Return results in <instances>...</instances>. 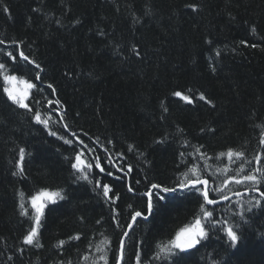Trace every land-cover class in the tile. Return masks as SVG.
Returning <instances> with one entry per match:
<instances>
[{
  "label": "trees",
  "instance_id": "1",
  "mask_svg": "<svg viewBox=\"0 0 264 264\" xmlns=\"http://www.w3.org/2000/svg\"><path fill=\"white\" fill-rule=\"evenodd\" d=\"M0 40V62H7L9 73L18 82L37 85L28 90L26 103L51 116L49 127L74 141L69 146L49 136L32 114L12 105L0 77V264H105L101 255L115 264L121 230L111 222L112 208L126 223L129 205L142 207L145 198L138 194L149 182L172 185L193 167L228 195L233 188L246 191L235 183L225 187L228 180L243 179V173L237 175L242 161L229 160L227 152L243 151L249 160L264 156L259 143L264 138V0H0ZM21 50L44 67L42 83L35 81L31 65L21 61L16 66L5 55ZM173 91L204 93L214 107L198 99L189 105ZM47 99L61 104L48 106ZM72 131L97 148L95 155H111L115 164L133 167L124 180L97 176V169L91 174L119 194L115 204L97 195L94 184L75 178L70 160L81 146ZM96 138L99 146L92 143ZM20 148L26 152L24 174L13 176ZM258 166L243 164L246 170ZM128 185L134 192L127 191ZM41 191H60L65 199L46 205L42 247H29L22 243L30 223L19 215L18 193L27 201ZM255 199L249 194L231 200L218 207L217 216L233 221L248 264H264V209L253 208L239 226L233 220ZM197 207L178 193L149 221L134 225L127 264H135L133 243L138 241H144L142 264H150L156 245L193 222ZM76 235L79 240L70 239ZM220 236L225 238L212 236L198 251L184 253V264H227L235 248L228 247L225 233Z\"/></svg>",
  "mask_w": 264,
  "mask_h": 264
},
{
  "label": "snow or ice",
  "instance_id": "2",
  "mask_svg": "<svg viewBox=\"0 0 264 264\" xmlns=\"http://www.w3.org/2000/svg\"><path fill=\"white\" fill-rule=\"evenodd\" d=\"M188 7L193 11L196 10L194 5H188ZM4 11L7 12L8 9L5 8ZM252 31L255 32L256 29L253 28ZM13 43L15 44V41H13ZM241 43L248 46L247 41H241ZM0 44H4V41L0 40ZM251 47L255 48L257 45L252 44ZM17 48H19V45H17ZM132 51L137 57L140 56V50L137 47L133 46ZM5 55L16 66H19L21 61L25 62L27 65H31L33 69L36 70L34 76L35 81L40 83L43 82L41 74L45 72L44 67H42L40 63L31 59L24 51H19L18 55L16 52L10 51L6 52ZM217 55H220V53L218 52ZM213 71H215V69H213ZM0 77L3 78L4 84L13 85V87L3 88V93L6 94L7 100L10 101L12 105L24 109L28 113L32 114V119L36 124H42L44 128L48 129L49 136L62 140L65 145L72 146L74 144L72 139H69L66 136L58 135L56 131L49 127V122L52 119L51 116H42L39 107L34 110L29 103H26L29 99L28 90L36 88V84L28 83L22 80L20 83L25 84V88L18 91L14 86L17 83L18 77L17 75L9 73L7 62H0ZM46 87L51 90V95L56 94V88L52 83H48ZM38 91L42 92L43 89L40 88ZM188 92L191 93L192 90L189 89ZM172 95L189 105L193 104L195 99H198L214 107L211 100H209L204 93H200L198 97H196L194 95H187L183 91H173ZM33 100L36 105L39 106L40 101L35 100V96H33ZM53 103L57 107L61 104L58 99L55 101L47 99L48 106H51ZM164 111L167 112L168 109L165 107ZM59 115L60 123L64 131L69 132V126L64 122V115ZM70 135L75 137V143L81 146L78 150L74 149V158L70 160V167L73 170L75 178L77 180H84L90 184H94V189L98 190L97 195H101L111 204H115L120 199L119 194L114 192V189L110 186V184H102L100 179L95 178V176H92L91 174L94 169H97V176L104 174L116 180H124L134 171L133 167L125 164H115L111 155H106V158L95 155L97 148L90 147L74 131L70 132ZM84 135H87V133H84ZM89 139H91V137H89ZM164 142L165 141L162 140L156 141V143ZM92 143L99 146V138L93 140ZM108 143L111 144L112 141H108ZM259 143L261 146H264V138H261ZM128 151H133V146L129 145ZM104 152L107 154L109 150L105 148ZM197 152H199V149H197ZM25 155V149L20 148L19 160L16 163L18 171H14L12 173L13 176L24 174L22 162L25 160ZM117 155L121 160H123V153H118ZM181 155H183V153ZM227 157L229 160L235 158L242 161L237 175L239 176L243 173V179L241 180L237 178L234 180H228L225 187L227 184L235 183L238 186L243 185L246 188L245 193H242L238 188L230 189L232 194L235 196H241L247 193L256 194L254 203L253 201H249V207L247 209L233 214V220L235 221L236 226H239L241 223H247L245 215L248 212H252L253 208L259 207L264 209V156L256 155L249 160L247 159L245 152L230 149L227 152ZM65 159L69 160V157H65ZM244 163L249 165H253L255 163L259 166L246 170L243 167ZM189 172L191 175H189ZM189 172H185L183 174L184 179L179 180L172 185H168L164 182H149L146 186V190L140 194L142 197L146 198L142 203V207L136 209L133 208L132 205H129V208L132 209V211L129 213L128 221L124 224L121 223V213L116 208H112L111 222L115 224L116 228L121 230L118 239V247L113 253L115 264H127V242L133 240L132 234H134L135 231L134 225L138 224L141 220L149 221L150 217L153 216L156 210L166 207L170 198L174 197L178 193H183L186 199L192 198L198 206L197 212L194 215L193 222L180 228L179 231L175 233V237L173 239H170L167 243L161 242L156 245V251L150 264H154V262H158V264H184V253H187L190 249H196L198 251L199 249L197 246H206L202 242L210 240L212 236H216L217 239H224L225 237L220 236L221 232L225 233L228 247L235 248V251L229 254L227 264H248L241 236L237 234L235 227L232 226L233 221L220 219L217 216L218 206L222 201H230L231 196L228 195L224 187L210 185L209 179L205 178L203 171H201L198 175L197 169L193 167L189 169ZM139 183L140 181L137 180L136 184ZM127 191L132 193L134 192V188L131 185H128ZM18 196L19 215L26 218L30 223L26 234L23 235L22 243L23 245L29 247H42L39 243V234L42 226V219L45 215V207L49 202L55 203L56 198H59L60 200L65 199V196L62 195L60 191L51 193L41 191L32 195L27 201L25 200V194L23 192H19ZM97 223H100V221L98 220ZM70 239L79 240L80 236L76 235ZM64 243L65 241L62 240L58 242L60 247H62ZM143 243L144 241L133 243V256L135 257V264H142L140 249ZM21 251H23V249H21ZM9 259H11V257H9ZM85 259H87V257H85ZM101 260H104L105 264H108L107 258L104 255H101Z\"/></svg>",
  "mask_w": 264,
  "mask_h": 264
},
{
  "label": "rangeland",
  "instance_id": "3",
  "mask_svg": "<svg viewBox=\"0 0 264 264\" xmlns=\"http://www.w3.org/2000/svg\"><path fill=\"white\" fill-rule=\"evenodd\" d=\"M14 86L17 88L18 91L25 88V85H23L22 83H20L18 81ZM8 87H13V85H8Z\"/></svg>",
  "mask_w": 264,
  "mask_h": 264
},
{
  "label": "water",
  "instance_id": "4",
  "mask_svg": "<svg viewBox=\"0 0 264 264\" xmlns=\"http://www.w3.org/2000/svg\"><path fill=\"white\" fill-rule=\"evenodd\" d=\"M243 193H245V192H243ZM248 194H250V193H247V194H245V195H248ZM251 194L256 195L255 193H251ZM245 195H241V196H245ZM230 196H231V200H232V199H236V198L241 197V196H235V195H230ZM227 202H229V201H222L220 205H223V204H225V203H227ZM220 205H219V206H220Z\"/></svg>",
  "mask_w": 264,
  "mask_h": 264
},
{
  "label": "bare ground",
  "instance_id": "5",
  "mask_svg": "<svg viewBox=\"0 0 264 264\" xmlns=\"http://www.w3.org/2000/svg\"><path fill=\"white\" fill-rule=\"evenodd\" d=\"M245 192V191H244ZM243 193V192H242ZM231 195H233V194H231ZM249 195V194H248ZM138 196H141L140 194H138ZM245 196H247V195H245ZM256 196V195H255ZM142 197V196H141ZM241 197H244V196H241ZM241 197H239V198H241ZM143 198H145V197H143ZM146 199V198H145ZM237 199V198H236ZM233 200H235V199H233ZM221 206V205H220ZM219 207V206H218Z\"/></svg>",
  "mask_w": 264,
  "mask_h": 264
}]
</instances>
